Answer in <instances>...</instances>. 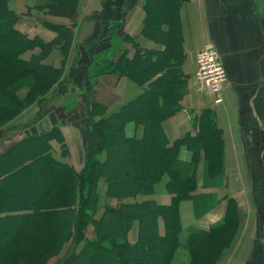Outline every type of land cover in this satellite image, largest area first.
<instances>
[{
	"label": "trees",
	"instance_id": "trees-1",
	"mask_svg": "<svg viewBox=\"0 0 264 264\" xmlns=\"http://www.w3.org/2000/svg\"><path fill=\"white\" fill-rule=\"evenodd\" d=\"M185 1L143 2L145 15L140 34L163 45L162 49L139 47L135 36L127 35L134 42L132 54H129L128 49H121L117 56H103L97 64L96 73L108 72V69L119 71L143 88L117 112L98 121L97 128L102 140L80 171L52 154V136L60 137L63 152L68 153L57 126L23 138L0 155V158H4V163L0 165V264H8L13 260L16 264H25L26 258L22 259L10 252L36 233H39L40 239L33 240L36 244L31 245V248L35 251L41 244L37 248V255L26 264H44L50 254L60 250L69 236L75 234L80 240L90 222L95 225L97 237L94 240L86 239L85 249L74 251L64 264H168L171 252H165L164 246L182 245L179 242L182 225L178 204L171 203L169 209L157 203L147 206L141 202L124 203L122 207L106 205L100 218L96 219L95 214L99 200L97 185L102 176L108 179V193L111 195H118L112 190L114 184L123 187L132 182L139 184V189L135 188L134 191L138 189V192H146L151 191L146 189H152L158 181V168L173 166L179 184L185 190L191 182L186 167L195 161L202 148H222L218 134L209 128L206 121L207 118L212 121L213 110L203 111L194 135L186 134L172 143H169L162 127L166 118L182 109L180 99L186 91L188 75L183 70L186 53L180 12ZM77 5V0H48L46 8L52 15L72 18ZM16 21L17 16L8 0H0V63L12 62L32 72L25 99L17 96V85L7 90L0 87V119L5 122L16 117L37 98L49 93L61 80L64 65L47 64L45 59L55 48L66 59L73 43L71 27L47 23L46 26L55 32V36L51 40H43L17 29ZM35 48L38 50L29 59L23 58L26 51ZM130 121L144 125L145 137L134 139L124 135L125 123ZM30 143H33V147L27 145ZM126 143H130V147ZM181 146L192 150L190 160L180 159ZM105 149L107 157L101 159L99 154ZM138 164L142 168L138 178L135 181L125 178L123 183L120 178L124 171H130L132 165L135 172ZM136 209L138 213H135ZM158 211L166 212L169 216L165 219L163 232L159 229ZM136 214L145 218V230L140 232L137 243L131 244L125 241L126 230ZM225 219L226 216L208 230H188L183 245L188 246L194 258L199 257L202 264H205L202 259L210 257L209 251L214 247L213 242L207 240H212L224 227ZM121 230L123 233L117 235ZM199 236L204 240L196 242ZM114 237L123 240H113ZM190 262L194 264V259Z\"/></svg>",
	"mask_w": 264,
	"mask_h": 264
},
{
	"label": "crops",
	"instance_id": "crops-1",
	"mask_svg": "<svg viewBox=\"0 0 264 264\" xmlns=\"http://www.w3.org/2000/svg\"><path fill=\"white\" fill-rule=\"evenodd\" d=\"M143 2L144 0H78L76 14L72 18L55 15L25 16L17 20L15 27L28 36H39L43 40H51L55 32L45 23L65 25L71 27L73 32L72 46L94 40L93 38H96L99 43L109 38L113 30L119 29L127 35L135 36V40L143 47L162 49L163 45L140 34L145 15ZM181 20L186 53L183 70L188 75V89L181 101L182 109L162 122L164 133L169 143L186 134L194 135L203 111L213 110L219 120L218 128L223 131L222 139L225 142L223 161L227 168L226 176L230 181L238 182V175L233 178L230 167L246 166L248 168L252 164V159L256 158L254 152L259 150L261 141L264 140L263 3L261 0H187L181 7ZM115 22L118 25H111ZM99 30L103 31L100 36H97ZM118 35L119 33L116 36ZM208 42H213L217 46L226 69V81L220 89L222 102L217 105L213 103L214 94L196 77V53ZM77 50L83 56V63L87 62L84 48ZM71 51L64 59L61 51L55 48L45 59V63L59 66L64 59L66 64H71L73 61ZM33 52L28 51L27 57L24 58L29 59ZM99 52L105 53L102 56L114 53L108 47ZM133 52L130 51L129 54ZM66 64L63 76L58 83L63 82L67 74L66 80L71 79L74 84L80 85L81 82L77 81H80V77H76L73 71H68ZM82 68L85 67L82 66ZM88 88L92 92L91 100L104 105L107 115L117 112L121 106L142 91V87L135 81L128 77H118L116 74L103 75L98 78L94 86ZM56 90L57 85L51 92L54 93ZM73 99L79 102L76 98ZM52 124L56 123L52 121ZM75 125L60 123V132L68 148L67 156L61 155L58 142L51 143L53 155L58 160L79 170L84 165L91 145L97 143V140L93 134ZM15 127V125H9L6 133L15 132ZM124 129L127 135H131L135 131L134 123L128 122ZM6 133H0V138ZM192 155L190 148L180 147L181 160L188 161ZM101 159H104V155ZM198 165L202 168L203 162L199 161ZM203 174L201 172L200 176L202 177ZM100 188L103 194L104 185L101 184ZM228 198H236V194L230 192ZM102 200V207L95 214L96 219L102 215L105 204L117 207L113 199L102 196ZM155 200L159 204L168 202L156 196ZM226 204L227 202L221 201L204 215L194 217L190 205L182 203L179 212L182 225L179 242L182 245L185 243L190 228L208 230L212 224L220 221L225 215ZM129 236L130 239H135L136 234L133 228L129 231ZM93 237L95 236L92 235L91 238ZM259 243L264 253V237L259 240ZM226 260L227 258H224L223 263H226Z\"/></svg>",
	"mask_w": 264,
	"mask_h": 264
},
{
	"label": "rangeland",
	"instance_id": "rangeland-1",
	"mask_svg": "<svg viewBox=\"0 0 264 264\" xmlns=\"http://www.w3.org/2000/svg\"><path fill=\"white\" fill-rule=\"evenodd\" d=\"M47 2L48 0H10L9 6H11L15 11L17 20H19L21 17L25 16H51L52 14H50L46 8ZM113 24L117 23L115 22L111 25ZM102 31L103 30H99L97 32V36H100ZM121 31L122 30L119 29L113 30L110 33L109 38L101 40L99 41V43H97L96 38H93L94 40H89L86 43L83 42L82 44H73V46L71 47L72 51L70 50L71 54H73L72 63L66 64L65 60L63 59L61 60V63H59V65L65 66L66 64L69 69L68 71L71 70L75 73L76 77H80V81H77L81 82V84L76 85L72 82L71 79L70 81L66 80V78L68 77V75L66 74L63 78V82L61 81L60 83L55 84L57 85V90L54 93L52 92L55 85L51 89L52 92L50 91V93H47L45 96L37 98L32 104L23 109L13 119L7 122L0 119L1 134L6 133L9 125L16 126L15 132L6 133L2 138H0V155L5 153L10 147L14 146L23 138L25 139L26 137L32 136L34 134H41L42 132L50 130L51 128L56 126L60 128V123H68L74 125L76 124L75 126L89 132L90 134H93L96 138L97 143H93L91 145V150L88 152L85 161L90 157L91 153L95 151L97 145L102 140V136L99 133V129L97 128L98 121L101 120V118L110 116L111 114L107 115L105 108H101L100 106H98V104L91 100L90 97L92 95V92L88 87L94 86L98 78L102 77L103 75L116 74L118 77L123 76L131 79L129 76L124 75L119 71H111V69H108V72H104L101 74L96 73L98 68L97 64L101 62V59L103 58L102 55L105 54L103 52H99L102 51V49L106 47H108V49H112L114 53L112 55H109V57L117 56L120 51H122L121 49H128L129 52L134 51V42L129 39L127 34ZM118 33L119 35L116 36ZM114 36L117 38H115ZM136 42L138 43V41ZM138 46L141 47L139 43ZM81 47L84 48L87 56V62L84 63L83 56H81V54H79L77 50ZM37 50L38 49L35 48L28 51L33 52ZM28 51L24 53L23 58L27 57ZM82 66H84L85 68H82ZM31 79L32 72L29 71L26 67L12 62L5 64L0 63V87L3 90H7L8 88L12 89L13 86L17 85V96L21 99H25L27 97ZM86 84L88 85L86 86ZM187 89L188 84H186L185 93L187 92ZM185 93L182 95L180 99L181 101ZM214 97H216V95H214ZM73 98H76L77 100H79V102L75 101ZM76 107L77 109H75ZM217 118V115L214 114L212 121L208 120V118L206 121H208L209 128L215 130V132L218 134V137L220 138L222 144V148H220L219 150L214 149L211 146H205L203 147L204 149L202 148V151L197 154V158L195 159V161L186 167L187 176L189 177L190 175L191 182H189L185 190H183L180 186L179 179L176 174V168L173 166H163L162 168H158V181L153 184L152 189H146L151 191L146 192H138L139 184H137L136 182H132L131 184L124 185L123 187L122 185L117 186L116 184H114L112 186V190L115 191V193H117L118 195H111L108 193V179L105 176H102L97 185L99 191V200L96 213L102 207V196L113 199L114 202H116L117 207H122L124 203L134 204L141 202L146 206L150 203L159 204L155 200L156 196V198L168 201L167 203L160 204L164 205L165 208L168 207V205H170L171 203H173L174 205L178 204L179 212L181 204L185 202L192 208L194 217L204 215L206 211L214 208L217 204H219V202L225 201L227 202V204L224 215L226 216L224 227L217 232L212 240H207L209 242L212 241L214 247L213 250L210 249L209 251L210 257L206 258V260L202 259V261L205 262V264H208L209 260V264H264V253H262V246L259 243V240L263 239L264 237V140L261 141L262 144H260L259 150L254 152L256 154V158L252 159V164L249 165L248 168H246V166L230 167V170L233 172V178H236V175H238L239 179L238 182H236L235 180L230 181L226 176L227 168L225 167L223 161L225 158V142L222 139L223 131L218 128L219 120H217ZM52 121H54L56 124L53 125ZM127 123H125V125ZM133 123L135 126V131L131 135H127L124 129V135L134 139L145 137L144 125L141 123ZM114 139L117 140L116 138ZM52 141L58 142L61 150V155L67 156L68 153L63 152L60 137L52 136L51 142ZM27 145L33 147V143ZM126 146L130 147V143H126ZM108 147L111 150L110 144H108ZM51 150L53 154V146ZM99 155L100 158L102 155H104V158L107 157V150H103ZM199 161L203 162L202 168H199ZM2 163H4V158H0V165ZM81 169L77 171H80ZM141 169V166L138 164V167H135V172H133V166L131 165L130 171H124V173L121 175V181L124 183L125 178H131L133 179V181H135L140 175ZM201 172L204 173L202 177L200 176ZM101 184L105 187V191L103 194L100 190ZM135 188L138 189L134 191ZM230 192L235 193L236 198L229 199L228 194ZM151 196H153V198H151ZM106 205L108 204L104 205V209ZM134 207L135 206H133L132 208ZM167 209H169V207ZM158 212L160 216L159 229L161 232H163L164 226L166 225L165 219H168L169 216L168 214H166V212ZM135 213H138L137 209ZM123 221L124 220H122V222ZM144 223L145 218L136 214V217L129 224L127 228L128 230H126L127 235L125 241L131 244L137 243L140 232L145 230ZM132 228L134 229L136 234L134 240L130 239L129 236V231ZM152 228L154 229V223ZM119 233H123V230L117 232L116 234L119 235ZM38 234L39 233H36V236L33 235L35 237L31 236L32 238H30V240H26V242L16 245L10 253L22 259L23 257L26 258L24 262L25 264L28 263L31 258L37 255V248H39L41 244H39L35 251L31 248V245L36 244L33 240L40 239V236ZM28 235L29 234L27 233L26 236ZM92 235H94L95 237L91 238ZM96 237L97 231L95 229V225L90 222L88 225H86L85 235H83L80 240H77L76 235L72 234L66 241L62 243L58 252L50 254L46 258L44 264H64L74 251L85 249L86 239L94 240ZM113 240L122 241L123 239L121 237H114ZM201 240L204 239L199 236L195 241L201 242ZM148 242L152 243L151 241ZM164 250L165 252H171V256L168 258V264H191V259H194V264H202L199 257L194 258L193 252L186 245H177L175 247H171V245H165ZM103 256L106 257L105 253ZM224 258H227L226 263H223ZM8 264H16V261L13 260ZM129 264L133 263L130 262ZM138 264L147 263L138 262Z\"/></svg>",
	"mask_w": 264,
	"mask_h": 264
},
{
	"label": "built area",
	"instance_id": "built-area-1",
	"mask_svg": "<svg viewBox=\"0 0 264 264\" xmlns=\"http://www.w3.org/2000/svg\"><path fill=\"white\" fill-rule=\"evenodd\" d=\"M196 65L198 81L216 95L213 99L214 105L220 104L222 102L220 89L226 81V69L223 65L221 54L213 42L204 44L197 51Z\"/></svg>",
	"mask_w": 264,
	"mask_h": 264
},
{
	"label": "water",
	"instance_id": "water-1",
	"mask_svg": "<svg viewBox=\"0 0 264 264\" xmlns=\"http://www.w3.org/2000/svg\"><path fill=\"white\" fill-rule=\"evenodd\" d=\"M262 1V3H263V12H264V0H261Z\"/></svg>",
	"mask_w": 264,
	"mask_h": 264
}]
</instances>
